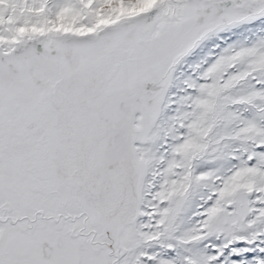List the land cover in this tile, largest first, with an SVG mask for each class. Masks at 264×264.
Wrapping results in <instances>:
<instances>
[{
	"label": "snow or ice",
	"instance_id": "6c2138e0",
	"mask_svg": "<svg viewBox=\"0 0 264 264\" xmlns=\"http://www.w3.org/2000/svg\"><path fill=\"white\" fill-rule=\"evenodd\" d=\"M0 264H264V0H0Z\"/></svg>",
	"mask_w": 264,
	"mask_h": 264
}]
</instances>
